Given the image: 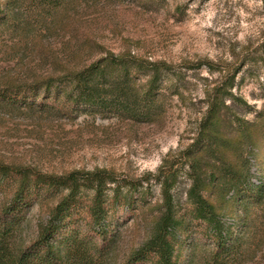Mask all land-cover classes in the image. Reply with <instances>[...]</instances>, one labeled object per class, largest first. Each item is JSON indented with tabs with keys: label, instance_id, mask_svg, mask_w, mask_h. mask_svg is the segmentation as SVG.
Here are the masks:
<instances>
[{
	"label": "rangeland",
	"instance_id": "374dc122",
	"mask_svg": "<svg viewBox=\"0 0 264 264\" xmlns=\"http://www.w3.org/2000/svg\"><path fill=\"white\" fill-rule=\"evenodd\" d=\"M122 54L161 64L130 70L134 110L116 99L124 80L113 67L107 109L47 89L64 66ZM221 67L236 78L209 113ZM1 164L0 221L18 247L38 240L68 194L45 180L100 171L110 176L100 212L82 187L55 251L82 239L103 263H127L165 211L167 180L174 264H264V0H0ZM194 184L213 217L190 199Z\"/></svg>",
	"mask_w": 264,
	"mask_h": 264
},
{
	"label": "trees",
	"instance_id": "16d2710c",
	"mask_svg": "<svg viewBox=\"0 0 264 264\" xmlns=\"http://www.w3.org/2000/svg\"><path fill=\"white\" fill-rule=\"evenodd\" d=\"M160 66L161 64L140 60L131 55L122 54L119 57L110 55L89 65L69 64L68 67H62V77L59 78L60 81L58 80L60 83L56 84L57 80L51 77L48 80L47 89H53L57 92H67L71 96L77 94V103L88 102L99 105L101 109H107L110 105H115V97L109 102H105L107 98L104 95L112 92L111 75H107V73L111 72L109 68L113 67L114 70L116 68L122 73L123 76L121 77L124 80L123 83L116 82L117 85H114V89L120 92V95H117L116 99H125L126 103L123 106L127 109L133 108L134 110V107L131 105L135 106L136 100L132 101L127 96L129 92L127 82L130 80V70L135 67L136 72H140L146 68L158 69ZM108 69L109 71H107ZM155 73L156 76L153 79L159 76V70H155ZM219 73L221 82L211 88L212 93H217L218 97L216 96L213 100L209 113L213 112L214 108L225 105L223 96L231 93L230 89L234 85L236 78V72L228 68L220 69ZM106 76L110 78L109 81L105 80ZM98 78L103 79H101L102 81H98ZM209 89H207V92H209ZM5 167L4 164L0 166L1 169ZM18 173L22 175V181H30V175L25 170L19 169ZM109 178L108 174L100 171L85 173L83 176L79 172L65 176H50L45 180L46 185L48 187L66 189L68 190V194L53 210L51 220L43 227L38 240L28 247H18L12 238V228L6 222L0 221V264H105L101 259V252L94 250L85 240L75 239L67 246L65 251L57 252L50 243V239L58 228V221L71 209L75 196L82 187H89L95 191L96 212H100L98 209H101L102 196L105 193V187ZM163 193L165 195V211L157 222L153 235L140 250L133 253L130 260L125 264L143 262L149 254L157 256L158 260L156 264H174L172 260L174 249L169 237L174 230L176 221L174 220L172 199L169 195L170 186L167 180L163 182ZM188 195L190 199L194 200L200 211L209 213L212 217L215 215L213 207L197 191L196 184L192 186ZM214 225L215 231H218L219 226L217 223H214Z\"/></svg>",
	"mask_w": 264,
	"mask_h": 264
}]
</instances>
